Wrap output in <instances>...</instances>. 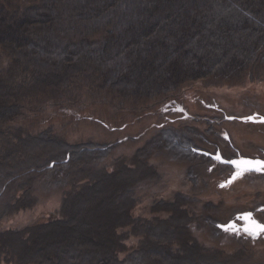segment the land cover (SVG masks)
Here are the masks:
<instances>
[{
  "label": "trees",
  "instance_id": "16d2710c",
  "mask_svg": "<svg viewBox=\"0 0 264 264\" xmlns=\"http://www.w3.org/2000/svg\"><path fill=\"white\" fill-rule=\"evenodd\" d=\"M23 2L0 0V60L8 63L0 64V197L11 192L0 222L34 209L35 183L51 167L110 156L107 145L70 144L50 130L7 126L31 95L93 87L154 101L190 82H264V0ZM248 89L259 90L248 85L242 92ZM166 140L179 137L164 129L130 162L118 157L110 166H78L49 221L0 231V264L211 263L216 256L187 235L192 217L182 196L155 201L154 217L135 212L137 189L151 178L149 150ZM114 208L117 222L103 244L82 240L80 227L85 231ZM51 232L68 233L69 242L55 243Z\"/></svg>",
  "mask_w": 264,
  "mask_h": 264
},
{
  "label": "rangeland",
  "instance_id": "374dc122",
  "mask_svg": "<svg viewBox=\"0 0 264 264\" xmlns=\"http://www.w3.org/2000/svg\"><path fill=\"white\" fill-rule=\"evenodd\" d=\"M4 63L6 59L0 60ZM242 84L214 79L190 82L154 101H129L93 87L67 92L48 89L31 99L28 96L22 115L7 126L32 133L50 130L70 144L107 145L110 156L76 167L53 168L52 164L35 183L34 209L3 219L0 231L49 221L59 211L68 176L78 166H110L118 157L130 162L162 130L172 129L179 137L177 143L166 140L149 150L151 178L137 189L136 214L154 217L158 214L151 213L150 206L155 201L180 195L192 217L184 226L187 235L216 256L209 264H264V234L252 238L243 232V220L237 219L251 213L264 223V172H246L232 180L236 169L230 163L264 160V82ZM248 85L259 90L242 92ZM10 201L11 192L0 197V215ZM233 223L239 234L223 230L222 226Z\"/></svg>",
  "mask_w": 264,
  "mask_h": 264
},
{
  "label": "snow or ice",
  "instance_id": "6c2138e0",
  "mask_svg": "<svg viewBox=\"0 0 264 264\" xmlns=\"http://www.w3.org/2000/svg\"><path fill=\"white\" fill-rule=\"evenodd\" d=\"M249 119H252L251 117ZM261 122H264L262 120ZM218 160L220 157H216ZM232 166L236 169L235 174L232 177V180L237 179L240 176H243L246 172H264V160H249V159H240V160H232L230 161ZM232 180H229L228 183H231ZM225 184H222L221 187H225ZM237 219H241L244 222L243 232L252 238H258L260 235L264 234V223H260L255 220L251 213L245 214L243 217H238ZM223 230L226 232H234L239 234L240 229L233 224H229L227 226H222Z\"/></svg>",
  "mask_w": 264,
  "mask_h": 264
},
{
  "label": "bare ground",
  "instance_id": "6f19581e",
  "mask_svg": "<svg viewBox=\"0 0 264 264\" xmlns=\"http://www.w3.org/2000/svg\"><path fill=\"white\" fill-rule=\"evenodd\" d=\"M116 209H108L107 211H105L104 213V217H96L95 219H93V221L91 222V226L90 228H86L85 231L83 229V227L81 226V238L84 241H96L98 242L99 245H102L104 242V237H107L108 234L110 233V228H113L116 225ZM106 229L105 233L103 232V230ZM69 232V230H67ZM68 235V233H65L64 236H59L57 237V234H55V232H51V238L52 240H54L55 243H57V240L59 242L65 241V242H69L68 239L66 238V236ZM37 243H40L38 241V239L36 240Z\"/></svg>",
  "mask_w": 264,
  "mask_h": 264
}]
</instances>
